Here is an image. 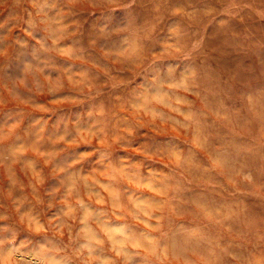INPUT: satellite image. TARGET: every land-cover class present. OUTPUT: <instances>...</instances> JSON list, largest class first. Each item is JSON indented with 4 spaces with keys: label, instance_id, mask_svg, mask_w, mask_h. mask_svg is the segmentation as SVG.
Instances as JSON below:
<instances>
[{
    "label": "clouds",
    "instance_id": "clouds-1",
    "mask_svg": "<svg viewBox=\"0 0 264 264\" xmlns=\"http://www.w3.org/2000/svg\"><path fill=\"white\" fill-rule=\"evenodd\" d=\"M0 264H264V0H0Z\"/></svg>",
    "mask_w": 264,
    "mask_h": 264
}]
</instances>
